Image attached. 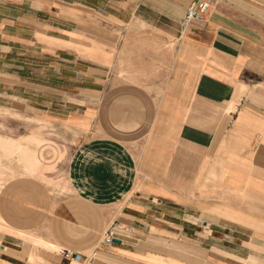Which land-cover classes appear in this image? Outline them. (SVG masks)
<instances>
[{"label": "crops", "instance_id": "crops-1", "mask_svg": "<svg viewBox=\"0 0 264 264\" xmlns=\"http://www.w3.org/2000/svg\"><path fill=\"white\" fill-rule=\"evenodd\" d=\"M197 1L0 0V264H264V0Z\"/></svg>", "mask_w": 264, "mask_h": 264}, {"label": "built area", "instance_id": "built-area-1", "mask_svg": "<svg viewBox=\"0 0 264 264\" xmlns=\"http://www.w3.org/2000/svg\"><path fill=\"white\" fill-rule=\"evenodd\" d=\"M209 7L208 1L200 0L195 3H193L189 9L187 10L185 21L187 23L194 22L201 20L204 17L205 12L207 11ZM114 240V236L112 232H108V234L105 236V241L107 243H112ZM70 255L74 258H77L78 255L74 253H70Z\"/></svg>", "mask_w": 264, "mask_h": 264}]
</instances>
